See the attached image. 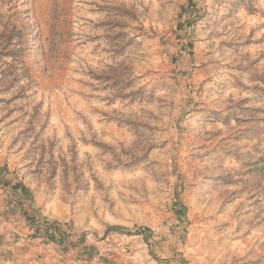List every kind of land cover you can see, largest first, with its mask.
<instances>
[{"label":"rangeland","instance_id":"obj_1","mask_svg":"<svg viewBox=\"0 0 264 264\" xmlns=\"http://www.w3.org/2000/svg\"><path fill=\"white\" fill-rule=\"evenodd\" d=\"M192 1L0 0V264H264V0Z\"/></svg>","mask_w":264,"mask_h":264},{"label":"trees","instance_id":"obj_2","mask_svg":"<svg viewBox=\"0 0 264 264\" xmlns=\"http://www.w3.org/2000/svg\"><path fill=\"white\" fill-rule=\"evenodd\" d=\"M188 5L194 8V1L188 0ZM194 20H185L186 28L190 29L193 27ZM178 26L183 27L182 24ZM187 35L190 37V31L187 32ZM264 39V34H263ZM189 44V49L192 48L191 41L187 42ZM191 53V52H189ZM260 57L264 58V49L260 52ZM260 57L256 60V66L253 67L252 75H253V91L263 97L264 95V63L260 60ZM1 180V178H0ZM4 185L9 186V191L12 196L15 197V201L17 206L20 210V213L27 219L29 223L34 224L38 222V218L36 216H30L29 209L32 203V196L30 193V189L26 187L22 182H10V181H3ZM171 210L174 213L175 217L178 219V222L181 223L185 215H186V208L181 202L178 201L177 198L174 199V203L171 204ZM111 230L121 231L123 230V226L120 225H111L108 226L105 232H109ZM149 231L148 228L143 227L141 231ZM138 233V232H136ZM34 235L42 236L47 242L53 243L57 250L60 253H65L69 251L71 248L76 246L74 241H70L67 239V231L64 229V224L60 223H50L48 218H42L40 226L38 225L34 230ZM83 238H79L81 242ZM69 241V242H67ZM177 264H180L179 262Z\"/></svg>","mask_w":264,"mask_h":264},{"label":"built area","instance_id":"obj_3","mask_svg":"<svg viewBox=\"0 0 264 264\" xmlns=\"http://www.w3.org/2000/svg\"><path fill=\"white\" fill-rule=\"evenodd\" d=\"M100 251L105 256L129 254L128 247L122 241L104 243ZM129 257L134 261H140L139 258H135L133 255H129Z\"/></svg>","mask_w":264,"mask_h":264}]
</instances>
